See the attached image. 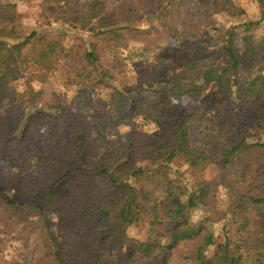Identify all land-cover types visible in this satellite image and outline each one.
I'll use <instances>...</instances> for the list:
<instances>
[{
	"label": "trees",
	"instance_id": "obj_1",
	"mask_svg": "<svg viewBox=\"0 0 264 264\" xmlns=\"http://www.w3.org/2000/svg\"><path fill=\"white\" fill-rule=\"evenodd\" d=\"M220 1L188 11L180 30L184 0H142L163 28L150 38L134 26L137 0H51L60 30L13 42L17 5L0 2V264L9 239L27 246L34 235L40 247L24 264H169L174 255L264 264V141L248 142L242 131L245 117L264 131V69L255 61L264 51V0H255L257 20L217 28V15L243 14L237 0ZM173 34L175 45L140 74L138 105L112 90L92 121L89 95L124 75L130 44ZM183 96L203 104L191 112ZM201 206L211 213L195 222ZM208 223H222L227 239L217 243ZM131 228L146 238L131 237Z\"/></svg>",
	"mask_w": 264,
	"mask_h": 264
},
{
	"label": "rangeland",
	"instance_id": "obj_2",
	"mask_svg": "<svg viewBox=\"0 0 264 264\" xmlns=\"http://www.w3.org/2000/svg\"><path fill=\"white\" fill-rule=\"evenodd\" d=\"M107 3L108 6L116 4L119 0H103ZM243 14L240 17H229L226 14H219L214 18V27L217 28H226L230 27L238 22H245L249 20H257L259 18V11L257 8V3L255 0H237ZM0 2H12L16 3L18 11V20L16 24L12 27L13 35L11 42L18 40L22 36L30 35L33 32L38 31H55L60 30L59 27H62L60 24L54 22V7L51 0H0ZM137 6L139 8V13L135 21L134 26L138 27L141 30L143 37H154L156 30H163L159 25V20L155 18H150L151 14L150 9L144 6L142 0H137ZM206 6H215L222 7V2L220 0H184L180 17L178 22V28L181 30L184 22L185 14L192 10L193 12L201 11V8ZM55 29V30H54ZM210 28L203 29L204 34H209ZM49 33V32H48ZM212 33V32H211ZM75 36V35H74ZM64 36L65 42L77 46V50L81 51L82 45L76 39V36ZM174 38L166 39L162 43L154 44L153 46L144 45L140 42H133L124 51L123 60L126 65L124 75L116 78L110 82L109 86L95 90L94 93L89 95L91 104L94 106L86 108L85 111L91 116L92 121L98 123L101 113L106 108L108 100L111 98L113 91L116 90L119 93L123 94L126 102L130 108H135L138 105L139 99L141 97L138 90V79L141 72L148 66H153L156 61V57L159 54L165 52L168 47L175 45L176 39L180 38V35L173 34ZM256 65L258 69H264V51H258L255 54ZM82 63L84 60L80 57ZM167 64V65H166ZM164 65L160 64V67L163 69L168 66V63ZM178 70L174 67L171 73V79L177 74ZM169 80H165L163 84H167ZM180 102L185 106L189 111L194 112L198 107L203 104V100L195 101L187 96L180 98ZM226 108L230 115L236 116L238 114L237 103L231 99H228L226 102ZM244 125L242 126V131L246 140L248 142H261L264 141V131L260 129L258 123L253 118L249 117L243 119ZM197 124H193L190 127V134L192 137L197 135ZM216 169L211 166L208 168L204 176L208 179H211L215 176ZM218 197L220 201L224 199V192L218 190ZM211 213V209L208 207H199L191 212V218L193 221H199L207 217ZM210 227L214 226L211 223H208ZM214 232L216 234L217 243L224 242L227 237V229L224 228L222 223H217L214 226ZM129 235L134 238L144 240L146 238V230L139 231L135 228H131ZM36 247H40V242L37 239V235H34L31 242L25 246L24 243L20 242L17 238L12 237L8 240V243L5 248V259L7 264H24L29 261L30 255ZM125 250L128 253L133 252L131 246H126ZM169 264H192L186 258H182L178 255H174Z\"/></svg>",
	"mask_w": 264,
	"mask_h": 264
}]
</instances>
